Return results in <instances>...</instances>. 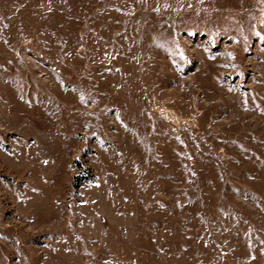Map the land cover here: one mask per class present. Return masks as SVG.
I'll list each match as a JSON object with an SVG mask.
<instances>
[{
	"label": "rangeland",
	"instance_id": "obj_1",
	"mask_svg": "<svg viewBox=\"0 0 264 264\" xmlns=\"http://www.w3.org/2000/svg\"><path fill=\"white\" fill-rule=\"evenodd\" d=\"M0 264H264V2L0 0Z\"/></svg>",
	"mask_w": 264,
	"mask_h": 264
},
{
	"label": "crops",
	"instance_id": "obj_2",
	"mask_svg": "<svg viewBox=\"0 0 264 264\" xmlns=\"http://www.w3.org/2000/svg\"><path fill=\"white\" fill-rule=\"evenodd\" d=\"M251 1H252V0H251ZM259 1L264 2V0H259Z\"/></svg>",
	"mask_w": 264,
	"mask_h": 264
}]
</instances>
